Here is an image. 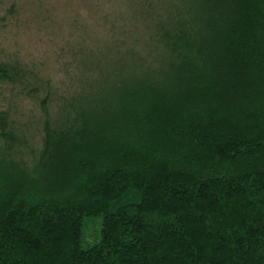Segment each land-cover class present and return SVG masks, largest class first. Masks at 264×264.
Listing matches in <instances>:
<instances>
[{
  "label": "trees",
  "instance_id": "obj_1",
  "mask_svg": "<svg viewBox=\"0 0 264 264\" xmlns=\"http://www.w3.org/2000/svg\"><path fill=\"white\" fill-rule=\"evenodd\" d=\"M86 3L0 52V264H264V0Z\"/></svg>",
  "mask_w": 264,
  "mask_h": 264
},
{
  "label": "rangeland",
  "instance_id": "obj_2",
  "mask_svg": "<svg viewBox=\"0 0 264 264\" xmlns=\"http://www.w3.org/2000/svg\"><path fill=\"white\" fill-rule=\"evenodd\" d=\"M12 2H16L21 9L16 16H8L7 26L0 32V52L17 53L27 62L43 64L45 73L57 78L55 51L59 41L41 27L43 15L38 12L41 10L44 13L46 8H50L53 20L63 26L67 23L66 16L89 22L91 13L86 0H1L5 8L10 7ZM4 107L6 104L0 95V109Z\"/></svg>",
  "mask_w": 264,
  "mask_h": 264
}]
</instances>
